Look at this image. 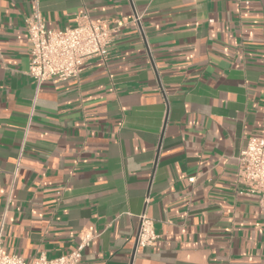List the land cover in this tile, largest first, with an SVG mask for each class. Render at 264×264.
I'll list each match as a JSON object with an SVG mask.
<instances>
[{
	"label": "crops",
	"instance_id": "0c3cea01",
	"mask_svg": "<svg viewBox=\"0 0 264 264\" xmlns=\"http://www.w3.org/2000/svg\"><path fill=\"white\" fill-rule=\"evenodd\" d=\"M130 21L80 76L27 74L25 19ZM264 134V0H0L5 253L80 264H264V208L238 157ZM193 178V180H191ZM157 239L136 247L140 215Z\"/></svg>",
	"mask_w": 264,
	"mask_h": 264
},
{
	"label": "built area",
	"instance_id": "2783aa9c",
	"mask_svg": "<svg viewBox=\"0 0 264 264\" xmlns=\"http://www.w3.org/2000/svg\"><path fill=\"white\" fill-rule=\"evenodd\" d=\"M140 18L136 14L130 21L139 22ZM130 21L116 20L110 26L106 20L93 18L87 11H83L77 16L74 25L57 30L46 25L37 6L25 19L31 43V61L27 74L38 87L48 80L56 83L78 78L90 59H106L116 33ZM237 175L243 184L239 193L257 197L264 208V134L249 138L247 146L238 157ZM94 237L91 231H83L79 234L77 247L69 253L53 258L42 254L26 259L5 253L0 230V264H80L85 249L91 245ZM157 237L153 219L145 212L142 213L136 247L152 245Z\"/></svg>",
	"mask_w": 264,
	"mask_h": 264
},
{
	"label": "water",
	"instance_id": "95a60500",
	"mask_svg": "<svg viewBox=\"0 0 264 264\" xmlns=\"http://www.w3.org/2000/svg\"><path fill=\"white\" fill-rule=\"evenodd\" d=\"M136 243H137V240H136Z\"/></svg>",
	"mask_w": 264,
	"mask_h": 264
}]
</instances>
